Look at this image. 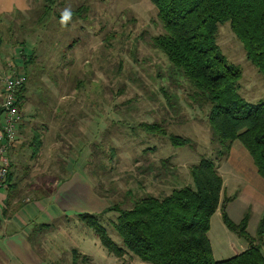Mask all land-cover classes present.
<instances>
[{
    "label": "rangeland",
    "instance_id": "obj_1",
    "mask_svg": "<svg viewBox=\"0 0 264 264\" xmlns=\"http://www.w3.org/2000/svg\"><path fill=\"white\" fill-rule=\"evenodd\" d=\"M78 7L85 9L81 18L61 22L58 15ZM161 32L150 0H25L24 9L0 17V82L12 71L24 74L23 103L32 107L19 127L21 143L9 152V209L32 201L27 207L35 212L29 213L31 219L39 216L42 209L34 201L50 194L76 164L108 205L131 207L140 197L165 196L191 184L189 166L201 156L214 160L207 109L187 106L188 84L150 45V37ZM216 44L241 69L240 96L252 104L264 102V77L246 59L228 22L218 25ZM161 89L178 97L172 100L176 113ZM57 95L68 97L60 101ZM143 122H158L167 134L188 138L191 144L173 147L167 135L140 129ZM235 145L243 148L239 141ZM162 159L168 160L170 172L156 170ZM150 166L152 171H143ZM240 199L230 208L238 223L250 206L256 210L250 199ZM116 216L109 212L100 223L123 246L113 228ZM239 235L226 227L219 206L207 232L214 259L244 250L247 241ZM28 236L49 264H73V249L76 264H150L130 253L109 254L97 235L75 218H58L37 233L31 228Z\"/></svg>",
    "mask_w": 264,
    "mask_h": 264
},
{
    "label": "trees",
    "instance_id": "obj_2",
    "mask_svg": "<svg viewBox=\"0 0 264 264\" xmlns=\"http://www.w3.org/2000/svg\"><path fill=\"white\" fill-rule=\"evenodd\" d=\"M157 10L162 32L150 37V45L161 52L169 66L189 86L187 106L207 109L210 143L215 158L201 156L189 166L191 184L173 188L165 196L146 195L133 201L131 207L108 205L99 213H81L76 220L92 230L101 246L111 255L126 253L150 264H264V214L255 235L247 234L250 217L247 210L238 224L227 215V204L235 196L221 198L223 180L218 164L228 157L232 144L239 141L253 160L257 173L264 179V102L252 104L240 96L241 69L228 61L216 44L218 25L229 23L241 42L246 59L264 77V0H150ZM85 9L70 11L68 19L81 18ZM61 17V15H58ZM25 82L18 93L22 100ZM167 104L176 113L175 94L161 89ZM153 135L168 136L173 147L188 146L190 139L167 134L158 122L139 124ZM40 143L33 149L37 154ZM156 170L170 172L169 162L162 159ZM217 162V163H215ZM10 169V168H9ZM153 170V167L143 171ZM158 172L157 176H164ZM10 173L8 171L7 181ZM96 194L102 198L101 192ZM221 206L222 220L231 231L247 241L248 248L223 260H215L207 236L210 218ZM116 213L113 228L120 238L119 246L101 225V218ZM50 224L32 227V233ZM239 228V230H238ZM28 240L31 242L30 238ZM73 264L78 252L73 249ZM83 256V261L86 259Z\"/></svg>",
    "mask_w": 264,
    "mask_h": 264
},
{
    "label": "crops",
    "instance_id": "obj_3",
    "mask_svg": "<svg viewBox=\"0 0 264 264\" xmlns=\"http://www.w3.org/2000/svg\"><path fill=\"white\" fill-rule=\"evenodd\" d=\"M24 8L25 0H0V17ZM17 69L21 68L18 67ZM2 89L3 84L0 82V100ZM26 90L24 87L22 92L23 98L19 104L23 116L22 124L26 123V119H24L26 117L25 112L26 110H30L31 107V105L29 107L24 105V103L27 104ZM57 97L61 101L65 100L68 95H57ZM29 100L27 99V101ZM32 106L35 108L34 103ZM20 128L22 129V127ZM20 128L13 148L19 146L21 143V138H19ZM217 167L223 180L221 198L224 194L226 196H235L227 204L226 212L228 217L231 219L230 208L241 200L240 197L250 199L252 201L251 205L256 208L253 211V208L250 205V207L248 206L250 217L245 230L248 235L253 236L257 224L261 219V214L264 212V179L257 173L253 160L246 149L244 147H237L235 142L232 144L226 160L220 162ZM8 190L7 185L5 188L0 189V264H49L28 240L29 231L33 226L43 223L51 224L52 221L62 217L71 220L81 213H99L108 206V200L96 194L90 179L79 164L71 166L65 178L56 185L50 194L43 197L40 196L34 201L42 209L39 216H34V219L31 218L35 212L27 208L33 203L32 201L20 207L9 209L12 205L9 203L10 194ZM6 210H8V213H6ZM39 217L46 219L50 223L45 221L37 224L35 219ZM252 217H256L252 226L253 233L249 231ZM233 222L238 223V221ZM247 248L248 244L246 248L244 247V250ZM262 252H264V244H262ZM223 259L227 258L221 256L218 260Z\"/></svg>",
    "mask_w": 264,
    "mask_h": 264
},
{
    "label": "built area",
    "instance_id": "obj_4",
    "mask_svg": "<svg viewBox=\"0 0 264 264\" xmlns=\"http://www.w3.org/2000/svg\"><path fill=\"white\" fill-rule=\"evenodd\" d=\"M25 82L21 72L7 74L2 79L0 100V189L7 185L10 168L9 152L14 147L23 116L19 108L18 93Z\"/></svg>",
    "mask_w": 264,
    "mask_h": 264
},
{
    "label": "clouds",
    "instance_id": "obj_5",
    "mask_svg": "<svg viewBox=\"0 0 264 264\" xmlns=\"http://www.w3.org/2000/svg\"><path fill=\"white\" fill-rule=\"evenodd\" d=\"M71 16V12L69 10H65L63 13H62V21L61 22H64L66 21L68 18H70Z\"/></svg>",
    "mask_w": 264,
    "mask_h": 264
}]
</instances>
